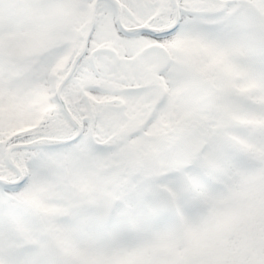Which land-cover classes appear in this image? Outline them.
<instances>
[{
  "label": "snow or ice",
  "instance_id": "1",
  "mask_svg": "<svg viewBox=\"0 0 264 264\" xmlns=\"http://www.w3.org/2000/svg\"><path fill=\"white\" fill-rule=\"evenodd\" d=\"M0 264H264V0H0Z\"/></svg>",
  "mask_w": 264,
  "mask_h": 264
}]
</instances>
